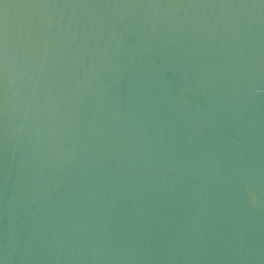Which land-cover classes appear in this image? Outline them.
<instances>
[{"label":"water","instance_id":"95a60500","mask_svg":"<svg viewBox=\"0 0 264 264\" xmlns=\"http://www.w3.org/2000/svg\"><path fill=\"white\" fill-rule=\"evenodd\" d=\"M0 264H264V0H0Z\"/></svg>","mask_w":264,"mask_h":264}]
</instances>
